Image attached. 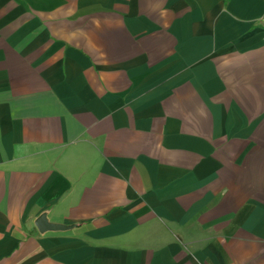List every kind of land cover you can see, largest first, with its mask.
Returning a JSON list of instances; mask_svg holds the SVG:
<instances>
[{
  "label": "crops",
  "instance_id": "1",
  "mask_svg": "<svg viewBox=\"0 0 264 264\" xmlns=\"http://www.w3.org/2000/svg\"><path fill=\"white\" fill-rule=\"evenodd\" d=\"M0 264H264V0H0Z\"/></svg>",
  "mask_w": 264,
  "mask_h": 264
},
{
  "label": "water",
  "instance_id": "2",
  "mask_svg": "<svg viewBox=\"0 0 264 264\" xmlns=\"http://www.w3.org/2000/svg\"><path fill=\"white\" fill-rule=\"evenodd\" d=\"M37 228L40 231H43L45 229H57V228H64L66 226H62L60 224H54V223H48L45 219V216L42 215L38 218V220L35 222Z\"/></svg>",
  "mask_w": 264,
  "mask_h": 264
}]
</instances>
